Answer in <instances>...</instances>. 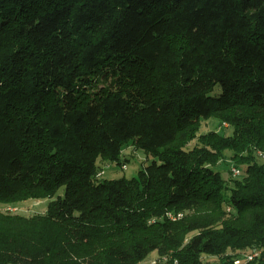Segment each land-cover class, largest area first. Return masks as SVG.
<instances>
[{
	"label": "trees",
	"instance_id": "obj_1",
	"mask_svg": "<svg viewBox=\"0 0 264 264\" xmlns=\"http://www.w3.org/2000/svg\"><path fill=\"white\" fill-rule=\"evenodd\" d=\"M48 198L0 264H264V0H0V203Z\"/></svg>",
	"mask_w": 264,
	"mask_h": 264
},
{
	"label": "rangeland",
	"instance_id": "obj_2",
	"mask_svg": "<svg viewBox=\"0 0 264 264\" xmlns=\"http://www.w3.org/2000/svg\"><path fill=\"white\" fill-rule=\"evenodd\" d=\"M209 131H219L222 134L231 135L233 132L232 127H228L225 123L223 124L218 118L212 117L207 120H203L201 123V127L199 129V135L205 134ZM195 141L190 142L188 148H193L195 146ZM227 155L231 154V151H226ZM153 161L152 156H148L145 151L136 148L135 146H128L124 148L121 156H120V163L116 161H98V166L101 168V175L98 177L100 180H111V179H119L122 177L126 178H134L138 176L139 172L143 170L148 164ZM126 164V168H123V164ZM233 166V162L226 159L222 161L220 164L216 165V169L222 172L224 177H227V171ZM64 188H61L56 197L58 195H64ZM51 199H44V200H26L21 201L19 203L6 205L0 203V210L4 212H8L9 208H15L19 211H12L17 212L19 214L32 216L37 213H44L47 210L48 204ZM157 252H151L148 257L142 261L141 263L153 261L155 259H160L163 256H157ZM204 264H221L219 257H212L208 255H204Z\"/></svg>",
	"mask_w": 264,
	"mask_h": 264
},
{
	"label": "bare ground",
	"instance_id": "obj_3",
	"mask_svg": "<svg viewBox=\"0 0 264 264\" xmlns=\"http://www.w3.org/2000/svg\"><path fill=\"white\" fill-rule=\"evenodd\" d=\"M225 124L227 125V123H225ZM123 168H126V164L123 165ZM6 211L11 212V213H17V212H12V211H19V209L16 210L15 208L10 207L9 210H6ZM183 215H184L183 213H180L177 215V217L175 219L180 218ZM171 217L173 218V216H171ZM258 254H259V251H254L253 253L248 254V255H251V257H250V259H247V260H252ZM168 259H170L168 256H163L160 259H155L153 261H148V262L139 263V264H168Z\"/></svg>",
	"mask_w": 264,
	"mask_h": 264
},
{
	"label": "built area",
	"instance_id": "obj_4",
	"mask_svg": "<svg viewBox=\"0 0 264 264\" xmlns=\"http://www.w3.org/2000/svg\"><path fill=\"white\" fill-rule=\"evenodd\" d=\"M232 170H233V173H234L235 176H239L241 174V170L239 168H237V167H233ZM101 172H100L99 176L101 175ZM176 217L177 216H173V219H175ZM250 257H251V255H246V259H250ZM169 261H170V259H168V264H170ZM239 262H240L239 260L236 261V263H239ZM175 263H177V261H175Z\"/></svg>",
	"mask_w": 264,
	"mask_h": 264
},
{
	"label": "crops",
	"instance_id": "obj_5",
	"mask_svg": "<svg viewBox=\"0 0 264 264\" xmlns=\"http://www.w3.org/2000/svg\"><path fill=\"white\" fill-rule=\"evenodd\" d=\"M158 255H156V257H157Z\"/></svg>",
	"mask_w": 264,
	"mask_h": 264
}]
</instances>
